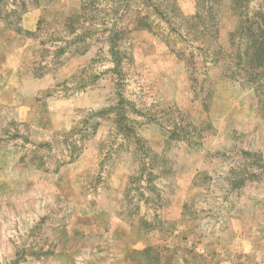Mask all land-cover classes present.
Here are the masks:
<instances>
[{"label": "rangeland", "instance_id": "obj_1", "mask_svg": "<svg viewBox=\"0 0 264 264\" xmlns=\"http://www.w3.org/2000/svg\"><path fill=\"white\" fill-rule=\"evenodd\" d=\"M122 2L0 0V264H264V80L232 0Z\"/></svg>", "mask_w": 264, "mask_h": 264}, {"label": "trees", "instance_id": "obj_2", "mask_svg": "<svg viewBox=\"0 0 264 264\" xmlns=\"http://www.w3.org/2000/svg\"><path fill=\"white\" fill-rule=\"evenodd\" d=\"M130 0H123V4L128 7ZM211 2L214 4H219L221 0H197L198 10L197 14L202 15V10H204L205 2ZM255 0H232L231 7L232 11L237 18V26L234 32L231 33L234 38L233 50L234 59L237 61L236 67L238 66L241 71H243L247 78L251 81H262L264 80V0L263 3L257 5V8H252L251 3ZM207 11L209 18H215L214 7H210ZM166 15V14H165ZM87 17V9L84 5L81 7V12L73 18L68 20V25L72 27L71 30L78 24L81 19ZM123 35L120 31L113 32L110 34V51L112 55V61L114 63V71L117 73L122 72V50L119 48V40H121ZM123 94L121 98H123ZM123 100V99H121ZM120 107L117 108V118L116 123L120 133L124 136H134L137 134L133 132V128L128 124L130 119L128 118L127 111H120ZM173 131H177V126L173 128ZM174 133V132H173ZM135 153H142L143 162L146 165V160L148 162H154L160 158V155L156 152H152L142 140L137 137L135 139ZM151 159V160H150ZM146 167V166H145ZM156 173L154 170L149 172L150 177L154 176Z\"/></svg>", "mask_w": 264, "mask_h": 264}]
</instances>
